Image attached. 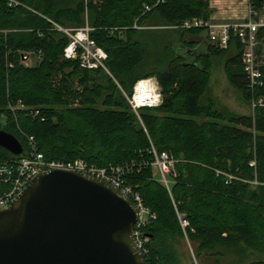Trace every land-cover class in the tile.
<instances>
[{"label": "trees", "instance_id": "1", "mask_svg": "<svg viewBox=\"0 0 264 264\" xmlns=\"http://www.w3.org/2000/svg\"><path fill=\"white\" fill-rule=\"evenodd\" d=\"M15 1L21 6L0 0V129L24 149L33 137L48 161L125 169L122 178L155 215L143 228L147 264H181L177 242L186 237L197 244L198 259L214 264L231 253L264 256V106L237 115L202 101L210 59L228 52L229 81L249 106L264 98V87L250 88L239 40L228 50L209 46L203 63L188 62L183 40L205 37V29L171 28L209 21L211 0ZM261 1L249 0L256 8ZM86 24L108 55L111 75L63 56L70 40L57 26ZM30 53L39 60L34 66L23 59ZM151 77L170 101L142 109L139 119L123 93L131 96L139 80ZM152 147L178 161L170 190L155 178ZM13 159L0 148V162ZM179 215L189 223L185 231Z\"/></svg>", "mask_w": 264, "mask_h": 264}, {"label": "water", "instance_id": "2", "mask_svg": "<svg viewBox=\"0 0 264 264\" xmlns=\"http://www.w3.org/2000/svg\"><path fill=\"white\" fill-rule=\"evenodd\" d=\"M170 97L164 96L162 107ZM0 148L24 154L0 129ZM135 203L110 184L68 171L37 176L0 209V264H147L135 247Z\"/></svg>", "mask_w": 264, "mask_h": 264}, {"label": "built area", "instance_id": "3", "mask_svg": "<svg viewBox=\"0 0 264 264\" xmlns=\"http://www.w3.org/2000/svg\"><path fill=\"white\" fill-rule=\"evenodd\" d=\"M8 6L19 7L21 4L15 0H8ZM145 10L149 11L150 8L146 7ZM57 28L70 40L63 53L66 60H77L83 70H102L111 75L105 64L108 59L107 53L90 37V33L94 31L93 28L87 24L78 29H64L59 26ZM135 28L138 27L135 26ZM171 28L176 30L205 29L209 45L218 50H228L232 41L239 40L242 45L241 64L249 79L250 88L254 90L264 87V0L258 8L248 0V18L243 22L213 23L203 19H193ZM31 57L30 53L23 59L30 61ZM125 97L130 109L140 119L142 109H156L162 106L164 96L158 80L151 77L139 80L132 95ZM251 106L253 112L257 107L264 106V98L254 100ZM9 108L15 111L12 106ZM17 109H24V106L19 104ZM27 141L28 147L24 149L23 155L15 156V159L10 161L0 162V185L6 186L0 192V209L9 207L42 173L68 171L93 177L120 190L135 203L139 219L133 229L132 239L135 247L145 257L147 239L143 235V228L149 219L155 218V215L144 206L139 193L122 178L125 169L122 167L100 168L83 159L48 161L39 152L33 137H29ZM151 154L153 155L151 167L154 174L159 177L158 181L170 190L178 162L174 153L172 151L159 152L152 147ZM179 221L185 231L189 226L188 221L183 215H179Z\"/></svg>", "mask_w": 264, "mask_h": 264}, {"label": "rangeland", "instance_id": "4", "mask_svg": "<svg viewBox=\"0 0 264 264\" xmlns=\"http://www.w3.org/2000/svg\"><path fill=\"white\" fill-rule=\"evenodd\" d=\"M211 0L210 7L214 11L213 23H228V22H243L248 18V0ZM207 36L205 34V37ZM191 36H186L183 40L185 47H190ZM208 41V40H207ZM184 49V47H182ZM186 52V50H183ZM181 57H186L183 53ZM231 57V53H225L218 56H213L209 61L210 68V84L208 92L203 98V102L207 99H212L220 111H228L237 115H251L253 113L252 106H249L244 99L242 91L234 88L230 82L227 73V62ZM204 57H201L196 63H203ZM39 62L34 56L31 57L28 63L34 66ZM124 97L126 96L123 93ZM126 98V97H125ZM6 122L2 119V124ZM3 130V129H2ZM155 175L158 180L159 177ZM177 251L181 259V264H214V260L198 259L197 244L190 242L187 239L177 242ZM264 264V256L250 251H247L245 256H236L231 253L227 255L220 264Z\"/></svg>", "mask_w": 264, "mask_h": 264}, {"label": "crops", "instance_id": "5", "mask_svg": "<svg viewBox=\"0 0 264 264\" xmlns=\"http://www.w3.org/2000/svg\"><path fill=\"white\" fill-rule=\"evenodd\" d=\"M213 17H214V14L211 16V20L213 19ZM228 23H232V22H228ZM144 29H154V28L148 27V28H144ZM191 38H192V40L190 42L191 46L188 48L184 47L183 50H186V52H188L187 54L190 55L188 62H197L202 56H204L206 54L210 45H209V42L207 41V39L206 38L204 39V36L203 37L191 36ZM193 44H194V46H192Z\"/></svg>", "mask_w": 264, "mask_h": 264}]
</instances>
